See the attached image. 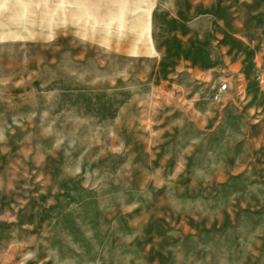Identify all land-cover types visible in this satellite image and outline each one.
<instances>
[{
	"label": "rangeland",
	"instance_id": "obj_1",
	"mask_svg": "<svg viewBox=\"0 0 264 264\" xmlns=\"http://www.w3.org/2000/svg\"><path fill=\"white\" fill-rule=\"evenodd\" d=\"M0 264H264V0H0Z\"/></svg>",
	"mask_w": 264,
	"mask_h": 264
}]
</instances>
